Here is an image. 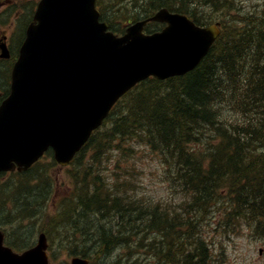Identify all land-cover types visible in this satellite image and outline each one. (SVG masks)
Listing matches in <instances>:
<instances>
[{
  "label": "trees",
  "instance_id": "1",
  "mask_svg": "<svg viewBox=\"0 0 264 264\" xmlns=\"http://www.w3.org/2000/svg\"><path fill=\"white\" fill-rule=\"evenodd\" d=\"M96 4L101 20L118 33L124 29L123 26L119 29L114 26L118 17L125 21V16L137 20L165 7L188 15L198 25H204L213 21L211 13L224 8L222 0H97ZM243 19L250 27L235 29L237 38H229L232 35L224 36L222 33L209 55L193 72L165 82L149 79L129 93L116 113H112L107 140H140L154 151L170 154L168 157L175 167V180L189 198L184 204V213L196 217L195 222L186 221L196 230L205 208L211 205L219 192H227L233 212L239 217H250L257 224L256 231L264 236V67L258 64L262 63L259 54L264 53V31L259 32L257 41L246 39L253 26L249 17ZM153 28L149 25L148 30H158L160 25H153ZM245 40L248 41L245 47L251 49L247 55L240 49L236 50ZM244 68L249 75L239 92L243 101L250 100L245 111L256 117L250 123L236 126L224 121L219 111L222 102L237 90L226 84L231 83ZM204 126L211 130L205 138ZM186 132L189 134L185 135ZM204 139L205 155L189 151L188 146L191 145L203 147ZM100 141L99 135H93L75 162L82 158L86 160L90 152L91 161L98 163L103 151L96 146ZM40 165L23 173L0 176V227H21L28 221L46 216L53 180L39 169ZM81 169L82 173H76L73 178L75 189L71 195L76 205L66 202L59 212L65 216L62 218V231L71 238L74 248L70 254L89 258L87 250L94 246L93 251L97 259L101 257L102 264H116V260L120 264L123 262L120 257L112 258L114 262L108 260L112 251L122 243L127 246L124 248H129L134 239H139L137 237L142 236L145 240L150 236L155 239L147 241V246L156 257L155 264H209L211 255L205 241L185 229L186 223L179 215H170L151 205L145 207L144 213H137L136 208L143 205L136 206V201L122 196L110 197L97 175H91L86 168ZM58 218L56 216L44 224L48 227L57 224L58 228L61 225Z\"/></svg>",
  "mask_w": 264,
  "mask_h": 264
},
{
  "label": "water",
  "instance_id": "2",
  "mask_svg": "<svg viewBox=\"0 0 264 264\" xmlns=\"http://www.w3.org/2000/svg\"><path fill=\"white\" fill-rule=\"evenodd\" d=\"M96 0H40L11 74L10 96L0 106V173L28 169L51 148L67 165L112 106L150 75L163 80L192 70L219 31L160 10L117 37L99 22ZM166 23L144 35L150 22ZM46 238L15 254L3 246L0 264H48ZM71 264H89L73 258Z\"/></svg>",
  "mask_w": 264,
  "mask_h": 264
},
{
  "label": "rangeland",
  "instance_id": "3",
  "mask_svg": "<svg viewBox=\"0 0 264 264\" xmlns=\"http://www.w3.org/2000/svg\"><path fill=\"white\" fill-rule=\"evenodd\" d=\"M24 3H28V0H12L13 6L19 8L20 11V5ZM222 3L224 8L217 13H211V16L216 22L222 24L227 22L225 23L226 28L237 29L239 22L244 17H252V26L264 27V0H222ZM0 17H6V14L3 13ZM25 20L26 17H23L21 26ZM124 21V19H119L117 24L121 25L120 22ZM244 22L245 24L248 23L246 20ZM240 27H244L243 23ZM259 32L261 31L258 30L253 34L255 41L261 34ZM258 64L260 65L261 62ZM248 102H246L245 107L236 103L221 105L220 115L223 116L224 121L231 125L241 126L247 122L250 123L255 118L245 111L250 104V101ZM203 132L205 136V126ZM195 149L200 151L203 147L196 146ZM47 160L46 162H48ZM91 164L89 160L85 161V165L91 167L89 172H98L107 183L106 186L117 195H130L133 199L139 197L141 200L142 198H150L155 203H160L162 206L171 209L179 207V204L186 198L173 183L172 171L169 170L168 165L163 164L158 156L150 152L143 144L113 141V148L105 158L94 165ZM42 167L43 165L39 169H43ZM73 170L72 166L68 169L59 166H53L49 169L48 173L55 182L53 188L55 198L49 204L46 221L54 218L57 201L60 198L66 199L71 195L72 178L70 173H73ZM225 193L219 194L211 205L205 208L203 215L197 221L196 232L205 239L212 255L210 264H264V239L253 230L250 217H237ZM143 204V207L136 208L137 213H144V209L148 205ZM184 218L190 221L196 220L193 215L186 214ZM44 223L42 220L39 226H45ZM36 226L38 223L32 227L22 226L23 228H21L23 234H28L32 230L29 234V239L32 242H35L38 234L36 231L39 228L37 230ZM56 226L57 224L52 227L46 226V228H50L51 233L48 238L49 255L52 259L50 262L51 264H68L70 258L66 256L63 247L69 245L71 238L63 233L62 228L60 229L62 235H59ZM6 228L7 233L11 235L12 227ZM144 244L147 253H149L148 243L144 242ZM93 247H90L91 251H93ZM133 250L129 253L122 252V258H126V260L140 259L141 262L144 260L143 264L149 261L147 254L141 253L142 248ZM132 252L134 253L132 254ZM112 256L108 260H112Z\"/></svg>",
  "mask_w": 264,
  "mask_h": 264
},
{
  "label": "bare ground",
  "instance_id": "4",
  "mask_svg": "<svg viewBox=\"0 0 264 264\" xmlns=\"http://www.w3.org/2000/svg\"><path fill=\"white\" fill-rule=\"evenodd\" d=\"M169 6H171V5H169ZM181 7V6H180ZM123 13V12H122ZM245 20H243V22H244ZM262 21V20H261ZM263 22V21H262ZM245 23V22H244ZM246 24H249V23H246ZM234 30V31H233ZM233 30H230L229 28H224L223 29V35L224 36H230V35H232V37H229V38H234V37H236L237 38V34L235 33V29H233ZM264 31V27L263 28H259V27H255V25L253 26V28H252V30H250V32L246 35V39H248V40H254L253 38H254V33L256 32V31ZM237 35V36H236ZM257 40V39H256ZM226 43H227V41H225V43H224V45H226ZM247 43H248V41L247 40H245L244 41V43H242V45H241V47H239L238 49H236V50H239L240 49V51L242 52V53H247V52H249V51H251V49L250 48H247V47H245L246 45H247ZM238 46V45H237ZM254 46H255V44H254ZM256 47V46H255ZM237 48V47H236ZM263 51H264V45H263V49H262ZM250 53V52H249ZM240 54V53H239ZM247 55V54H246ZM260 55V57H261V61H262V65H263V67H264V53H261V54H259ZM249 56V55H248ZM243 59V58H242ZM240 62V61H239ZM242 62V61H241ZM220 63V62H219ZM243 63V62H242ZM219 65H221V64H219ZM233 65H234V63H233ZM240 65V64H239ZM238 65V66H239ZM256 68V67H255ZM224 69V68H223ZM235 69V68H234ZM237 69V68H236ZM253 70H254V68H253ZM252 70V71H253ZM255 71V70H254ZM258 73V72H257ZM222 74V73H221ZM249 75V74H248ZM214 76V75H213ZM219 76H221V75H219ZM256 76V75H255ZM228 77H229V75H228ZM221 78V77H220ZM225 78V77H224ZM230 78V77H229ZM258 79H259V77H258ZM256 80V79H255ZM254 80V81H255ZM218 81V80H217ZM230 82V81H229ZM259 82H261V81H259ZM219 83V82H218ZM224 82H222V84H223ZM221 84V83H220ZM259 84V83H258ZM261 84V83H260ZM259 84V85H260ZM217 86V85H216ZM222 87V86H221ZM218 89H219V87H218ZM221 90V89H220ZM226 95V94H225ZM170 96V95H169ZM263 97V96H262ZM176 98V97H175ZM229 98V97H228ZM250 98V97H249ZM257 98V97H256ZM172 99V98H171ZM251 99H253V97L251 98ZM181 100V99H180ZM247 100H249V99H247ZM261 100V99H260ZM170 101V100H169ZM176 101V100H175ZM253 101V100H252ZM254 101H255V99H254ZM177 103H178V100L176 101ZM181 102H182V100H181ZM246 102H248V101H246ZM262 102V101H261ZM249 103V102H248ZM263 103V102H262ZM259 104V103H258ZM253 105V104H252ZM185 106V105H184ZM254 106V105H253ZM251 108V107H250ZM255 109V108H254ZM184 110V109H183ZM257 114V113H256ZM196 115V114H195ZM256 117V116H255ZM254 117V118H255ZM264 119V118H263ZM253 121V120H252ZM256 121H259V120H256ZM262 122V121H261ZM263 123V122H262ZM257 125V124H256ZM188 128V127H187ZM219 129V128H218ZM187 130V129H186ZM192 131V130H191ZM173 133V132H172ZM182 133V132H181ZM220 133V132H219ZM186 134H189L188 132H186L185 133V135ZM225 135V134H224ZM181 136V135H180ZM186 137V136H185ZM236 139V138H235ZM198 140V139H197ZM257 143V142H256ZM227 144V143H226ZM262 144V143H261ZM255 145V144H254ZM174 147V146H173ZM184 147V146H183ZM254 147V146H253ZM181 148V147H180ZM185 148V147H184ZM255 148V147H254ZM219 149V148H218ZM261 149V148H260ZM256 150V149H255ZM262 150L264 151V147L262 148ZM102 151V150H101ZM257 151V150H256ZM103 152V151H102ZM173 152V151H172ZM256 153V152H255ZM261 153V152H260ZM179 154V153H178ZM216 154V153H215ZM172 155V154H171ZM214 156V155H213ZM222 156V155H221ZM258 156V155H257ZM212 159V158H211ZM212 161H213V159L211 160V163H212ZM219 162V161H218ZM217 162V163H218ZM221 161H220V164L219 165H221ZM252 164V163H251ZM250 164V167L252 168V165ZM213 165V164H212ZM222 165H226V163L225 164H222ZM217 167V166H216ZM220 170V169H219ZM82 176V175H81ZM86 180V179H85ZM197 181H198V179H197ZM96 183V182H95ZM83 184V183H82ZM96 185V184H95ZM2 189V188H1ZM124 189V188H123ZM126 190H127V188H126ZM191 191V190H190ZM235 191L236 192H238V189H235ZM252 195V194H251ZM262 201H264V200H262ZM199 202V201H198ZM243 202V201H242ZM246 202V201H245ZM201 203V202H200ZM76 205V204H75ZM123 205V204H122ZM247 205V204H246ZM245 205V206H246ZM80 207V206H79ZM90 207V206H89ZM93 207V206H92ZM91 207V208H92ZM80 210V209H79ZM83 210V209H82ZM80 212V211H79ZM98 212V211H97ZM70 216V215H69ZM186 216V215H185ZM105 218V217H104ZM24 219V218H23ZM27 220V219H26ZM103 220V219H102ZM33 221V220H32ZM68 221V220H67ZM29 222V221H28ZM65 223V222H64ZM67 224V223H66ZM167 224V223H166ZM159 225V224H158ZM164 225V224H163ZM66 226V225H65ZM171 226V225H170ZM156 228H157V226H155ZM90 229H92V228H90ZM144 229V228H143ZM128 230V229H127ZM145 230V229H144ZM147 232V231H146ZM135 233V232H134ZM151 233V232H150ZM152 233H153V231H152ZM62 235V234H61ZM145 235V234H144ZM137 236V235H136ZM164 236V235H163ZM133 237V236H132ZM169 238V237H168ZM122 243V242H121ZM157 243V242H156ZM85 244V243H84ZM123 244V243H122ZM171 244V243H170ZM119 245H121V244H119ZM161 245V244H160ZM173 245V244H172ZM111 246V245H110ZM125 247V246H124ZM127 247V246H126ZM129 247V246H128ZM112 248V247H111ZM116 248V247H115ZM130 248V247H129ZM166 249V248H165ZM111 250V249H110ZM113 250V249H112ZM135 250H137V249H135ZM134 251V250H133ZM160 251H161V249H160ZM159 251V252H160ZM137 252V251H136ZM158 252V251H157ZM158 252V253H159ZM110 253V252H109ZM129 253V252H128ZM134 252H132V254H133ZM101 254V253H100ZM122 254V253H121ZM136 254V253H135ZM149 254V253H148ZM148 254H147V256H148ZM158 255V254H157ZM103 256H105V254L103 255ZM131 256H133V255H131ZM159 256V255H158ZM130 258V257H129ZM130 260V259H129ZM112 261V260H111ZM117 262H116V264L118 263V260H116ZM122 261V260H121ZM120 261V262H121ZM144 261V260H143ZM142 261V262H143ZM141 262V263H142Z\"/></svg>",
  "mask_w": 264,
  "mask_h": 264
},
{
  "label": "flooded vegetation",
  "instance_id": "5",
  "mask_svg": "<svg viewBox=\"0 0 264 264\" xmlns=\"http://www.w3.org/2000/svg\"><path fill=\"white\" fill-rule=\"evenodd\" d=\"M4 4L2 3V0H0V15L2 13L1 7H3ZM0 23H1V17H0ZM11 25V23H10ZM10 25H8L9 27H11ZM4 45L7 48V54H8V58H1L2 52H1V48L4 47ZM14 51L12 50V43H11V38L9 37V35L7 34V29H3V27L0 26V63H4V62H12L14 60Z\"/></svg>",
  "mask_w": 264,
  "mask_h": 264
}]
</instances>
